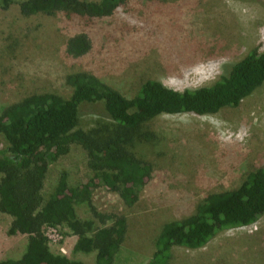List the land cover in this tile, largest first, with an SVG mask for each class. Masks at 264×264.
Returning a JSON list of instances; mask_svg holds the SVG:
<instances>
[{"label":"rangeland","instance_id":"rangeland-1","mask_svg":"<svg viewBox=\"0 0 264 264\" xmlns=\"http://www.w3.org/2000/svg\"><path fill=\"white\" fill-rule=\"evenodd\" d=\"M22 1L0 6V107L35 93L69 98L73 87L66 78L77 71L96 74L129 98L149 79L179 90L199 88L217 81L250 50L264 51V0H133L89 24L62 13L26 16ZM81 32L92 49L74 58L67 41ZM104 115L96 105L85 106L78 128L109 121ZM147 127L153 137L136 152L152 164V172L138 202L128 206L104 186L91 195L99 211L128 219L113 264H147L166 222L193 214L210 193L236 189L264 165V84L238 107L206 115L162 114ZM87 162V151L73 143L50 163L44 200L64 172L74 187L92 178ZM76 211L101 226L87 201L77 202ZM12 220L0 211V260L19 259L27 247L28 235L9 234ZM44 231L52 251L74 262H95L96 251L74 248L78 237L69 227L45 225ZM168 264H264V215L251 225L220 231L201 248L175 246Z\"/></svg>","mask_w":264,"mask_h":264},{"label":"trees","instance_id":"trees-1","mask_svg":"<svg viewBox=\"0 0 264 264\" xmlns=\"http://www.w3.org/2000/svg\"><path fill=\"white\" fill-rule=\"evenodd\" d=\"M14 0H0L8 8ZM133 0H24L26 15L62 13L85 24L113 15ZM92 49L88 34L78 33L67 41V53L79 58ZM73 87L69 98L53 92L29 95L0 107V211L13 217L9 234L28 235L19 259H2L0 264H85L51 250L45 225L67 226L78 237L74 248L96 251L93 264H113L126 239L125 215L103 213L92 202L97 187L117 192L128 206L135 205L152 172V164L139 157L136 146L149 141L153 132L147 124L162 114H215L238 107L264 84V51L250 50L231 65L228 72L208 86L175 89L157 79L142 83L131 98L88 71L67 76ZM96 105L109 121L89 130L78 128L81 110ZM73 143L88 155L92 172L84 184L71 186L63 173L54 192L44 200L49 164L67 154ZM87 201L93 219L78 217L76 203ZM264 215V165L249 172L234 190L208 194L196 211L182 219L166 222L155 240L147 264H168L175 246L198 249L220 231L251 225Z\"/></svg>","mask_w":264,"mask_h":264},{"label":"built area","instance_id":"built-area-1","mask_svg":"<svg viewBox=\"0 0 264 264\" xmlns=\"http://www.w3.org/2000/svg\"><path fill=\"white\" fill-rule=\"evenodd\" d=\"M51 227V226H50ZM53 228H56V227H53Z\"/></svg>","mask_w":264,"mask_h":264}]
</instances>
